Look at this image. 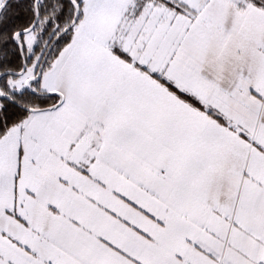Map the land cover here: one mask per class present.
Returning <instances> with one entry per match:
<instances>
[{
    "label": "snow or ice",
    "instance_id": "6c2138e0",
    "mask_svg": "<svg viewBox=\"0 0 264 264\" xmlns=\"http://www.w3.org/2000/svg\"><path fill=\"white\" fill-rule=\"evenodd\" d=\"M0 264H264V0H0Z\"/></svg>",
    "mask_w": 264,
    "mask_h": 264
}]
</instances>
